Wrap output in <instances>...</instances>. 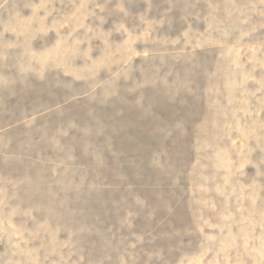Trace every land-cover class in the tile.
Segmentation results:
<instances>
[{
    "label": "rangeland",
    "instance_id": "374dc122",
    "mask_svg": "<svg viewBox=\"0 0 264 264\" xmlns=\"http://www.w3.org/2000/svg\"><path fill=\"white\" fill-rule=\"evenodd\" d=\"M0 264H264V0H0Z\"/></svg>",
    "mask_w": 264,
    "mask_h": 264
}]
</instances>
